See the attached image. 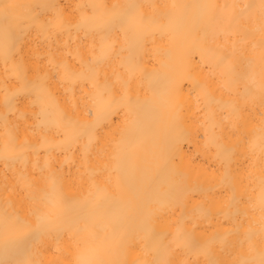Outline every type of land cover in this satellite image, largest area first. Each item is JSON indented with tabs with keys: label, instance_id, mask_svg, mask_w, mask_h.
<instances>
[{
	"label": "snow or ice",
	"instance_id": "obj_1",
	"mask_svg": "<svg viewBox=\"0 0 264 264\" xmlns=\"http://www.w3.org/2000/svg\"><path fill=\"white\" fill-rule=\"evenodd\" d=\"M145 8L152 9L151 14H146ZM189 8L203 10L201 23L205 28L213 27L214 38L219 35L237 36L242 43H246L255 32L260 33L262 70L259 92L262 112L259 140L260 150L264 153V0H259L258 3L256 0H247L244 3L232 0L230 3L204 5L175 3L145 5L137 0L112 4H77L75 10L79 12V20L75 24L65 20L67 15L65 9L53 0L39 4H19L10 0H0V32L4 36L5 62L3 100L0 102L2 107L0 123L4 129L5 139L0 159H3L5 168V191L9 190L7 172L11 170L15 185H19L24 192L21 206L23 211L15 209L12 213L6 214L0 222V247L6 257L0 259V264H43V261L33 258L30 245L35 246L39 243L43 246L46 238L53 236L60 238L64 235L69 236L77 247L83 246L87 251V258L79 259L77 264H121L120 261L108 257L115 250L129 247L128 240L115 226L110 224L99 226L93 220L92 213L78 208V202L65 191L64 177L58 175L57 170L52 167V154L55 151L62 152L65 146L78 143L81 137L88 136L89 144L84 146V155L87 159L90 155L89 146L94 139H98L97 130L100 126L105 122L114 123L110 118L122 115L123 120L118 126L121 140L117 148L110 156L108 149L97 153L100 159L108 156L113 163L105 162L89 175L90 195H93V192L100 193L92 201L93 208L99 209L105 204L115 203L109 193L113 183L118 191L121 190L123 177L140 164L149 162L139 155L143 145V135L140 133L142 114L152 111L157 106L171 111L174 117L182 110L180 105L168 97L163 81L143 71L138 58L129 56L125 60L120 54L125 48L130 52L135 49L156 21L171 22L177 10L186 11ZM88 9H91V12ZM73 29L77 34L81 31L84 33L82 37H78L79 46L75 53L63 50L69 47ZM33 30L47 34L49 47L45 53L37 50L34 54L33 59L37 68L35 75L31 76L24 59L17 58L19 51L16 37L18 33L27 34ZM63 35H67L69 39L64 41L62 49L59 38ZM89 38L92 41L88 45L91 59L85 61L81 54V46ZM118 44L120 47H117ZM255 46L254 44L253 47ZM69 57L80 65L78 71L70 66ZM115 61H119V64H114ZM236 63L235 52L232 54L221 52L208 66V75L213 82L219 75L230 91L236 90L234 86L243 83L244 91L238 94L254 99L255 80L247 71L238 72ZM42 64L47 65L43 72L40 70ZM101 68L104 69L102 81ZM109 68L112 69L111 75L108 72ZM118 69H123V74ZM124 74L127 75V79L124 78ZM13 77L20 81V85L10 91L9 82ZM57 80L70 84L71 87L66 88L65 92H72L73 96L75 86L77 84L82 86V111L87 116V121L81 122L74 114H69L59 107V101L52 97L50 90L51 83ZM134 81L135 94L132 91ZM89 85L91 92L86 91ZM194 87L199 88L200 85L194 84ZM141 91L145 95L141 96ZM33 96L36 100L32 101V105L35 106L39 101L41 106L39 112L32 114L37 123L29 126L26 131L34 137L40 136L37 144H33L27 137L23 140L19 138V122L27 120L28 116L19 111L18 104L21 98L31 99ZM203 99L206 106L216 102L207 91L203 93ZM245 111L247 105L236 112V123L233 127L237 131L242 126L240 114ZM50 132H55L62 139L50 141L48 139ZM217 147L218 156L230 155V150L223 145ZM29 152L34 157L30 173L26 155ZM42 155L43 164L40 163ZM18 162L24 165L19 173L15 167ZM150 162L162 170H169V165L173 163L169 158L156 154L152 155ZM249 203L242 195L237 198L235 189L232 188V194L227 202L229 209L234 205H243L246 209ZM259 212L258 230L253 228L246 210L242 211L237 207L231 215L228 211L223 213L226 220L231 221L222 225L226 228L224 238L235 237L233 247L241 254L238 259L222 262L212 258L210 246L213 241L211 239L202 241L197 236V226L193 224L189 232L178 228L171 235L151 231L141 237L145 251L151 249L156 255L151 260H137L135 264H264V170L261 176ZM109 227L111 233L108 232ZM165 241L168 243L165 244ZM10 256L12 258H7ZM201 256L204 257L203 260Z\"/></svg>",
	"mask_w": 264,
	"mask_h": 264
},
{
	"label": "bare ground",
	"instance_id": "obj_2",
	"mask_svg": "<svg viewBox=\"0 0 264 264\" xmlns=\"http://www.w3.org/2000/svg\"><path fill=\"white\" fill-rule=\"evenodd\" d=\"M10 2L39 4L48 0H10ZM53 2L65 9L67 13L65 20L75 24L79 20V12L75 10L77 4H112L124 3L127 0H53ZM137 2L145 5L172 3L204 5L230 3L232 0H137ZM238 2L244 3L247 0H238ZM256 2L258 3L259 0ZM88 11L91 12V9ZM144 11L146 14H151L152 9L145 8ZM202 11L196 8H189L186 11L177 10L171 22L156 21L135 49L130 52L125 48L120 54L125 60L129 56L138 58L143 71L161 79L168 97L175 104L180 105L182 110L174 117L171 111L157 106L152 111L142 114L140 133L143 135V145L139 155L149 162L130 170L123 177L121 190L118 191L113 183L109 193L115 203L105 204L99 209L93 208L92 201L100 193L93 192V195H90L89 175L97 166L105 162L113 163L108 156L100 159L97 153L108 149L110 156L117 148L121 140L118 126L123 120L122 115L111 117L114 123L105 122L100 126L97 130L98 139H94L89 146L90 155L87 159L84 155V146L89 144L88 136L81 137L78 143L65 146L64 151H55L52 154V167L57 170L58 175L64 177L65 191L78 202V208L92 213L93 220L99 226L106 224L115 226L128 240L129 247L115 250L108 257L120 261L121 264H135L137 260L153 259L156 253L151 249L146 252L141 239L147 233L155 231L171 235L178 228L189 232L193 224L197 226V236L202 241L210 239L213 241L210 246L212 258L222 262L238 259L241 254L233 247L235 237L224 238L226 228L222 227L231 222L226 220L223 213L228 211L231 215L237 207L242 211L246 210L252 220L253 228L259 229L261 176L264 170V153L260 150L259 140L262 112L259 92L262 70L259 47L261 36L257 31L246 43H242L237 36L219 35L214 38L213 27L205 28L201 23ZM83 35V31L77 34L73 29L69 47L63 49L64 41L69 39L67 35L59 38V45L64 51L75 53L79 46L78 37ZM46 36V33L39 30L17 34L19 51L17 58L24 59L31 76L35 75L37 68L33 59L34 54L37 50L40 53L48 50L49 39H46ZM91 42L89 38L81 46V54L85 61L91 59L88 47ZM3 44L4 36L0 32V102L3 100L5 79ZM117 47L120 45L118 44ZM98 51L99 46H97ZM221 52L228 54L235 52L237 71L251 73L255 80L254 99L238 94L244 91L243 83L234 86L236 90L230 91L219 75L215 77V82L210 79L208 66ZM69 61L74 70L80 69V65L71 57ZM113 63L118 65L119 61ZM10 65L11 61L9 67ZM46 69V64L40 65L41 72ZM118 70L123 74V69ZM108 72L111 75L112 69L109 68ZM103 77L104 69L101 68V81ZM124 78L127 79L126 74ZM194 84L200 87H194ZM19 85L20 81L13 77L9 82V90H15ZM69 87L70 84L60 80L51 83L52 97L59 101L62 110L74 114L81 122H85L87 116L82 111V86L80 84L75 86V96L72 92H65ZM86 91H92L90 85ZM132 91L135 94V81ZM205 91L216 101L211 106H206L204 103ZM143 95L145 93L141 91V96ZM33 100H36L35 96L31 99L21 98L18 104L19 111L28 116L27 120L19 122V138L23 140L27 137L33 144H37L40 136L34 137L26 131L29 126L37 123L32 115L33 112L40 111V102L37 101L33 106ZM245 105L247 111L240 114L242 126L237 131L233 127L236 123L235 115L237 110ZM4 139V129L0 123V154L4 151ZM48 139L56 142L62 137L50 132ZM110 142L111 147H109ZM217 145L229 149L230 155L218 156ZM153 154L172 160L169 170H162L151 163ZM26 155L30 173L34 157L31 152ZM40 163H44L43 155ZM15 167L19 173L24 165L18 162ZM7 176L9 190L5 191V168L3 159H0V222L6 214L12 213L15 209L23 211L21 206L24 192L19 185H15L11 170L7 172ZM232 188L235 189L237 198L242 195L250 202L246 209L243 205H234L232 209L227 207ZM108 232L111 233V227L108 228ZM30 248L34 254L33 258L43 261V264H56L57 261L59 264H77L79 259L87 258L88 255L83 246L77 247L67 235L60 238L55 236L46 238L43 246L37 243L35 246L30 245ZM160 256L163 257V250ZM5 258L0 247V259ZM200 258L204 259L203 256Z\"/></svg>",
	"mask_w": 264,
	"mask_h": 264
}]
</instances>
